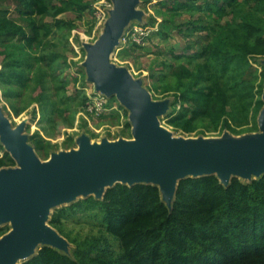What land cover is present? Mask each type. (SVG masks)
I'll list each match as a JSON object with an SVG mask.
<instances>
[{
    "label": "trees",
    "instance_id": "1",
    "mask_svg": "<svg viewBox=\"0 0 264 264\" xmlns=\"http://www.w3.org/2000/svg\"><path fill=\"white\" fill-rule=\"evenodd\" d=\"M16 2L15 17L0 7V54L8 58L0 78L24 84L30 79L25 68L30 50L53 45L48 37L62 22L58 16L83 12L90 4L87 0ZM186 6L179 3L172 8ZM196 8L208 12L209 20L194 27L205 33L206 42L193 68L172 67L181 106L167 123L187 133L203 121L217 129L226 117L241 126L251 111L256 117L264 107L262 98L255 100V80L247 78L252 57L264 56V0H207L206 9ZM49 16L52 22L46 20ZM58 57L51 51L38 58L52 65ZM172 89L168 86L164 91ZM226 126L231 128V123ZM15 164L0 138V168ZM76 208L99 209L119 251L105 237H92L77 243L78 258L43 245L22 264H264V174L251 181L233 177L227 185L215 174L187 177L178 183L172 208L158 185L118 183L102 199L90 196L63 208L53 223H60L63 211Z\"/></svg>",
    "mask_w": 264,
    "mask_h": 264
},
{
    "label": "rangeland",
    "instance_id": "2",
    "mask_svg": "<svg viewBox=\"0 0 264 264\" xmlns=\"http://www.w3.org/2000/svg\"><path fill=\"white\" fill-rule=\"evenodd\" d=\"M87 1L90 4L87 10L67 11L58 16L62 22L57 24L48 37L53 45L30 50L32 54L29 64L25 65L30 75L29 80L24 81V84L15 81L6 83L0 78V106L4 115L15 128L24 124L23 134L42 161L48 160L53 153L78 149V139L83 135L88 136L92 143H101L105 139L116 141L133 138L131 110L116 95H106L98 90L96 82L90 79L86 63L88 45L94 44L104 32L114 8V0ZM206 1L140 0L136 5L138 14L127 25L110 56V61L119 67L128 68L135 79L141 80L143 87L149 90L155 101H168V109L159 119L173 137H221L225 133L234 136L261 133V112L255 117L253 111L241 126L226 117L217 129L209 121H203L191 133L175 129L167 123L168 117L181 106L180 92L176 90V81L171 75L172 67L186 64L193 68L199 60L196 56L201 45L206 42L205 33L194 30L195 26L209 20L206 10L196 8L198 5L205 8ZM179 3H187V6L172 8L178 7ZM16 6V0H0V7L8 8L12 17L18 15ZM46 20L52 22L53 18L49 16ZM134 36L136 40L133 39ZM2 49L0 44V51ZM51 51L59 54L52 65L39 60V55ZM191 58L194 60L189 63ZM7 60L6 56L0 54V72ZM252 64L247 78L255 80V100L263 99L264 56L252 57ZM168 86L175 89L164 91ZM97 94L107 100V110L100 116L84 114L83 103ZM227 121L231 123V128L226 126ZM129 122L130 127L127 126ZM19 166L16 162L14 166L3 168ZM232 177L251 181L258 175L233 174ZM109 187L106 186L105 190ZM90 196L97 198L96 194L79 195L71 201L52 206L47 218V224L68 242L67 248L59 250L75 258H78L77 243L92 237H105L111 248L119 251L118 242L106 232L101 220L102 212L97 208L67 209L61 213L60 223H53L54 215L63 208ZM12 228L11 221L0 223V239ZM44 244L39 242L35 251Z\"/></svg>",
    "mask_w": 264,
    "mask_h": 264
},
{
    "label": "water",
    "instance_id": "3",
    "mask_svg": "<svg viewBox=\"0 0 264 264\" xmlns=\"http://www.w3.org/2000/svg\"><path fill=\"white\" fill-rule=\"evenodd\" d=\"M139 1L114 0L104 32L88 45L86 61L98 90L116 95L131 110L133 138L92 143L83 135L78 149L53 153L42 161L23 134L24 124L13 127L0 106V138L20 165L0 169V223L13 224L0 239V264H22L37 252L39 242L67 248V240L47 224V218L52 206L79 195L96 194L102 199L106 186L155 184L172 208L178 183L187 177L215 174L227 185L233 174H264V107L261 133L173 137L159 119L168 101H155L128 68L110 61L127 25L138 14Z\"/></svg>",
    "mask_w": 264,
    "mask_h": 264
},
{
    "label": "built area",
    "instance_id": "4",
    "mask_svg": "<svg viewBox=\"0 0 264 264\" xmlns=\"http://www.w3.org/2000/svg\"><path fill=\"white\" fill-rule=\"evenodd\" d=\"M128 36V35H127ZM133 36V35H132ZM131 35L129 34L128 38ZM133 39H137L135 36ZM107 110V100L103 96L97 94L91 96L90 99L86 100V103L83 107V113L87 115L100 116Z\"/></svg>",
    "mask_w": 264,
    "mask_h": 264
}]
</instances>
